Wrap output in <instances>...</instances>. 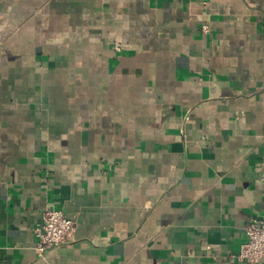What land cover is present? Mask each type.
I'll return each instance as SVG.
<instances>
[{
	"label": "crops",
	"instance_id": "crops-1",
	"mask_svg": "<svg viewBox=\"0 0 264 264\" xmlns=\"http://www.w3.org/2000/svg\"><path fill=\"white\" fill-rule=\"evenodd\" d=\"M263 160L264 0H0V264H246Z\"/></svg>",
	"mask_w": 264,
	"mask_h": 264
},
{
	"label": "built area",
	"instance_id": "built-area-1",
	"mask_svg": "<svg viewBox=\"0 0 264 264\" xmlns=\"http://www.w3.org/2000/svg\"><path fill=\"white\" fill-rule=\"evenodd\" d=\"M208 25L201 27L206 34ZM260 181L264 184V160L260 165ZM74 228L72 220L68 219L60 210L44 207L41 211L39 223L34 227L37 239L35 251H44L65 243ZM245 241L240 245L235 259L246 264H256L264 259V216L251 218L244 228Z\"/></svg>",
	"mask_w": 264,
	"mask_h": 264
}]
</instances>
